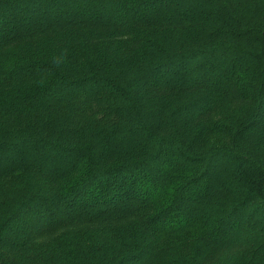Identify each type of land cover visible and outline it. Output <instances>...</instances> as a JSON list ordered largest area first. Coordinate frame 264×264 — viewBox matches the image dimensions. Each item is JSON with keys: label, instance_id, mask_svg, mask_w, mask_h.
Here are the masks:
<instances>
[{"label": "trees", "instance_id": "obj_1", "mask_svg": "<svg viewBox=\"0 0 264 264\" xmlns=\"http://www.w3.org/2000/svg\"><path fill=\"white\" fill-rule=\"evenodd\" d=\"M0 264H264V0H0Z\"/></svg>", "mask_w": 264, "mask_h": 264}]
</instances>
